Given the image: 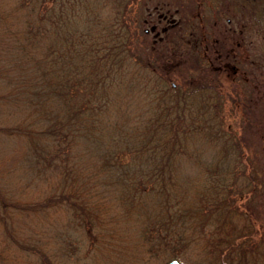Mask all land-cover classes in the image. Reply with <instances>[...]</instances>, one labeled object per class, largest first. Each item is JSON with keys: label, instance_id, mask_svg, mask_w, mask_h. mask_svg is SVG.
<instances>
[{"label": "trees", "instance_id": "1", "mask_svg": "<svg viewBox=\"0 0 264 264\" xmlns=\"http://www.w3.org/2000/svg\"><path fill=\"white\" fill-rule=\"evenodd\" d=\"M147 3L0 0V50L15 59L12 70L8 64L7 70L0 68V80L12 88L0 98L21 116L17 130L28 143V152L36 155L31 162L41 158L64 183L60 195L19 206L68 214L73 225L89 228L88 236L105 242L114 230L132 233L135 244L126 241L121 246L139 252L146 262L162 258L166 264L178 258L185 264H264L263 211L252 200L237 203L259 185L264 189L261 167L249 169L243 139L231 123L224 128L227 120L215 92L209 97L204 89L210 91L209 86L169 83L152 58L165 56L167 46L156 49L154 43L149 47L137 42V27L148 21V16L143 18ZM196 3L197 11L202 4L214 9L212 0ZM202 20L197 32L188 36L183 32L178 41L171 38L172 47L182 50L180 41L205 55V38L215 27ZM141 30L146 36L147 29ZM193 38L203 46L191 42ZM141 92L145 106L135 100L133 107ZM204 98L208 102L193 111L194 100ZM197 138L219 146L209 156L217 157L218 165H225L228 158L232 168L208 171L201 192L192 182L196 194L184 195V178L193 179L198 189L202 179L182 166ZM232 185L239 189L238 197ZM258 192L261 200L264 191ZM6 208L1 191L0 214H6ZM75 243L71 241L70 248ZM65 247L71 256L72 250ZM54 250L47 254L38 249L44 264L64 262Z\"/></svg>", "mask_w": 264, "mask_h": 264}, {"label": "rangeland", "instance_id": "2", "mask_svg": "<svg viewBox=\"0 0 264 264\" xmlns=\"http://www.w3.org/2000/svg\"><path fill=\"white\" fill-rule=\"evenodd\" d=\"M214 1L209 3L211 7L214 5L212 11L203 4L201 11H197L196 0H149L143 11V18L148 16V21L143 23L141 28L137 27V42L140 45L145 43L144 45L149 47L154 43L156 49L167 46L168 52L163 55L164 58L156 54L152 58L161 67L159 68L166 72L169 83L182 86L187 84L198 88L209 86L210 91L204 88L209 97L212 90L215 92L216 102L220 100L222 107L220 113L227 120L224 128L230 123L233 125L238 137L243 139L245 157L250 160L249 169L253 172L256 169L253 166H260V173L264 176V0ZM198 13L202 14L201 18ZM201 19H204L203 24L205 19H208V25L215 27L210 28L205 38L208 41L205 45V55H201L196 48H185L180 41L177 44L182 50H178L176 46L172 47L171 42L178 41L183 32L185 36H188L190 31L197 32ZM174 26L177 28L171 35L170 28ZM145 28L146 36L141 33V29ZM193 33L192 36H196ZM231 36L232 39L229 40ZM164 39L168 41L165 42L167 45L163 43ZM192 41L203 46L194 38ZM237 41L241 42L240 46L236 45ZM0 60V68L5 64H8L10 70L15 67V59L8 57L5 49L0 50ZM4 69L7 70V67L4 66ZM9 89L12 88L7 86L3 79L0 80V93H3V96ZM3 96L0 98V195L2 191L6 198L7 210L6 214H0V264H44L39 248L44 249L47 254L51 253V249L59 250L60 257L64 260L62 264H164L162 258H153L146 262L139 258V252L124 249L121 245L126 246V241L129 246L135 244L132 242V233L128 235L127 232H120L121 229L114 230L105 237L109 242H105L101 237L88 236L86 232L89 228L82 226L81 229L80 226L73 225L68 214H53V209L49 214H45L37 209H23L19 206L44 202L53 194L60 195L64 183L62 178H59L60 175L53 174L41 158H34L31 162L30 157L36 155L28 152V143L17 130L21 116L16 111L12 113L14 108ZM141 97L134 101L140 100V107H143L146 100H143L145 95L142 92ZM136 101L133 107L137 105ZM147 101L149 102V99ZM194 101L193 111L196 112L208 99ZM142 111L144 110H140ZM206 142L203 144L204 140L197 138L199 145L197 144L194 150L192 147L190 155L183 158L182 166L186 173L195 178H202L199 189L193 179L184 178V195H187V192L191 196L196 194L192 190V182L200 193L210 175L208 171L221 172L232 168L228 158L225 165L216 164L217 157L213 159L209 154L216 153L219 146H210L209 142ZM200 147L204 148L203 152L198 150ZM46 156L48 157L47 154ZM207 160L211 162L208 166L205 164ZM39 161L41 162L37 163ZM236 167L240 169V166ZM228 177L232 178V174ZM257 180L260 183V179ZM231 181L232 179L228 182ZM67 188L69 190L68 186ZM231 189L238 197L239 189L233 185ZM257 189L264 191L263 185H259ZM258 190L253 194H246L243 199L237 198V203L252 200L251 203L254 202L259 206L257 208L263 211L260 217H264V196L259 200ZM112 227L117 228L118 225ZM120 228L122 231L126 230L122 226ZM70 240L76 242L73 249L70 248ZM65 246L72 250L71 256L69 253L65 254Z\"/></svg>", "mask_w": 264, "mask_h": 264}, {"label": "water", "instance_id": "3", "mask_svg": "<svg viewBox=\"0 0 264 264\" xmlns=\"http://www.w3.org/2000/svg\"><path fill=\"white\" fill-rule=\"evenodd\" d=\"M166 264H184V263L181 262L178 258H173L169 260Z\"/></svg>", "mask_w": 264, "mask_h": 264}, {"label": "flooded vegetation", "instance_id": "4", "mask_svg": "<svg viewBox=\"0 0 264 264\" xmlns=\"http://www.w3.org/2000/svg\"><path fill=\"white\" fill-rule=\"evenodd\" d=\"M232 39V36L229 38V40ZM236 45L240 46L241 42L237 41ZM229 54V53H228ZM230 55V54H229Z\"/></svg>", "mask_w": 264, "mask_h": 264}]
</instances>
